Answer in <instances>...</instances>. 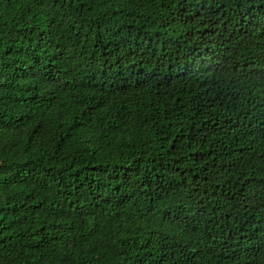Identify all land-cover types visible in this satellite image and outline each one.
<instances>
[{
  "label": "trees",
  "instance_id": "obj_1",
  "mask_svg": "<svg viewBox=\"0 0 264 264\" xmlns=\"http://www.w3.org/2000/svg\"><path fill=\"white\" fill-rule=\"evenodd\" d=\"M0 264H264V0H0Z\"/></svg>",
  "mask_w": 264,
  "mask_h": 264
}]
</instances>
